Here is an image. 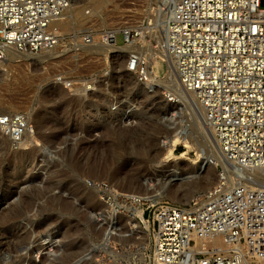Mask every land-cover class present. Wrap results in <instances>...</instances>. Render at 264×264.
<instances>
[{"label":"rangeland","instance_id":"obj_1","mask_svg":"<svg viewBox=\"0 0 264 264\" xmlns=\"http://www.w3.org/2000/svg\"><path fill=\"white\" fill-rule=\"evenodd\" d=\"M166 1L73 0L71 6L81 11L79 22L60 34L56 54L41 60L35 56L49 52L23 51L28 57L0 61V117L10 123L0 126V264H148L156 208L192 204L229 183L232 165L215 154L199 107L191 99L195 106L188 107L187 98L170 89L161 56H155L160 83L142 89L127 69L128 56L138 53L102 52L100 42L74 40L85 33L99 40L114 31L123 46V29H142L144 36L135 43L156 47L170 12ZM152 51L138 54L145 68L148 58L154 60ZM20 121V135L12 134ZM176 129L192 131L205 146L206 164L200 166L194 147L174 146V155L184 152L188 160L178 163L182 180L162 188L161 180L170 176L163 142ZM133 143L147 154L131 153L116 162L114 151L130 153ZM188 180L197 184L191 187ZM112 211L116 218H108Z\"/></svg>","mask_w":264,"mask_h":264},{"label":"built area","instance_id":"obj_2","mask_svg":"<svg viewBox=\"0 0 264 264\" xmlns=\"http://www.w3.org/2000/svg\"><path fill=\"white\" fill-rule=\"evenodd\" d=\"M166 2L170 12L160 46L182 88L202 106L226 161L258 169L247 178L254 186L239 180L192 204H160L148 264H264V7L260 0ZM72 3L0 0V61L9 47L38 52L63 42L52 25ZM117 33L105 32L98 41L119 46ZM121 33L123 45L145 34L128 28ZM77 39L83 45L95 41L89 33ZM137 55L128 56L127 69L142 82L145 62ZM8 124L1 116L0 126ZM23 125L15 122L12 130L20 135Z\"/></svg>","mask_w":264,"mask_h":264},{"label":"bare ground","instance_id":"obj_3","mask_svg":"<svg viewBox=\"0 0 264 264\" xmlns=\"http://www.w3.org/2000/svg\"><path fill=\"white\" fill-rule=\"evenodd\" d=\"M100 6H101V2H98V3H96L95 4V9L93 10V11H95L96 9H99L100 8ZM96 12V11H95ZM97 13V12H96ZM95 13V14H96ZM80 14H81V11H78V8H74V7H70L68 10H67V12H66V14L62 17V18H59L58 20H56L55 22H54V24L52 25L53 26V28L54 29H56V31L59 33V34H61V33H63V32H65V31H67L68 29H69V27L72 25V24H77L78 22H79V18H80ZM94 14V13H93ZM165 14V13H164ZM99 15V14H98ZM168 16H169V13L166 15V19L168 18ZM82 18L84 19L85 18V16H82ZM165 22V21H164ZM162 27V29H161V35H163V33H164V31L166 30V25H163V26H161ZM154 34V33H153ZM163 37V36H162ZM95 38V37H94ZM95 41L94 42H92V44L93 43H98V42H100V41H98V40H96V39H94ZM79 43V42H78ZM81 43V42H80ZM89 45H91V44H89ZM61 46V44H60V42L57 44V45H55V46H52L51 48H47V49H43V50H41V51H39V52H49L48 53V55H37V56H35V57H38L39 59H41V60H43V59H45V58H49V57H51L52 55H54V54H56L57 53V50H58V48ZM97 49L98 50H100V51H102V52H105V51H114V52H116V51H125V52H128L129 54L130 53H138V54H140L141 56H143V57H145V52H146V50L148 49H152L153 51H152V53H153V61L152 60H150L149 61V58H148V62H147V68H146V76H147V80L145 81V82H138V84L142 87V89H149V88H153V86H155V84H159L160 83V80L159 79H156V78H158V76H157V74L159 73V71H157V61H156V58H155V56L157 55L158 57H162V59L166 62V65H167V68H168V75H169V80H168V83H169V86H170V89H172L173 90V92H175L177 95H179L182 99L183 98H187V101H189V103H188V107H190L191 108V104H190V99H191V101H193L198 107H199V109L202 111V115H203V110H202V106L200 105V103L196 100V98H195V96L191 93V92H187V91H185L183 88H182V86H181V84H180V81L178 80V78H177V76H176V74H175V71H174V62H173V60H171L168 56H167V53H166V51L163 49V48H161V46H160V44L158 43L157 44V46L156 47H152V45H150V46H148V48H144V47H142V46H139V45H137V43H135V41L133 40L131 43H129V44H127V45H121V46H105V45H103V44H97ZM25 53H28V54H32L33 55V53L32 52H30V51H25ZM28 57L26 54H24V52L23 51H18V50H16V49H14L13 47H9V48H7L6 49V55H5V58L1 61V62H5V61H9V59L10 58H12V57ZM160 57V58H161ZM157 84V85H158ZM169 88V87H168ZM141 89V88H140ZM141 92H144V91H141ZM187 101H185V102H187ZM193 105V104H192ZM120 106V105H119ZM193 106H195V105H193ZM197 106H196V108H197ZM95 107V106H94ZM113 108V107H112ZM115 108L117 109V106H115ZM195 108V107H194ZM111 110V109H110ZM195 110V109H194ZM197 111H198V108H197ZM200 111V112H201ZM194 115H195V113H194V111L192 110L191 111ZM91 113V112H90ZM196 113H198V112H196ZM174 115V114H173ZM172 115V116H173ZM171 116V117H172ZM197 116H200L199 114L197 115ZM196 116V117H197ZM174 117V116H173ZM173 117H172V119H173ZM204 117V116H203ZM201 117H199L198 119H200ZM202 119V118H201ZM169 120L171 121V118L169 117ZM169 121V122H170ZM182 121V120H181ZM197 121V120H196ZM203 121V120H202ZM201 121V122H202ZM170 123H172V122H170ZM200 124H203V123H200ZM2 126V125H1ZM202 126V125H201ZM204 127V126H203ZM207 128V127H206ZM202 129V128H201ZM204 130H205V128H204ZM14 131V132H13ZM12 131V134H16L17 132H18V129H15V130H13ZM110 131L113 133V134H118V129H115V128H111V126H110ZM122 132V131H121ZM128 132V131H127ZM123 133V135H126V133L124 134V131L122 132ZM174 134L172 135V137L170 138V139H166V142H163L164 143V146H165V152L163 153V159H164V161L165 162H169V165L167 166V168H169L170 167V169L168 170V174L170 175V176H167V177H164V179L163 180H161V182L163 181V184H161V187L162 188H164V187H166L168 184H170V182L171 181H173L174 180V182H176L175 180H177V181H179V180H182V177H183V175H180L179 174V166H178V163H179V161H184V160H188V157L186 156L187 154L186 153H182V154H180L179 156H176V155H174V153H173V147L174 146H176V145H178V144H182L185 148H191V147H194L195 149H197V155L199 154V157L202 159V162L200 163V166L201 167H203L206 163H205V157H202L203 155V152L205 151V149H204V145L202 146V145H200L197 141H195L196 139L193 137V135H192V131H190V130H188V129H182V130H179V129H176L174 132H173ZM206 134H208L209 132H207V130H206V132H205ZM35 134L36 133H31V135H29V136H31L32 138H33V140L32 141H34V139H35ZM119 135H120V132H119ZM122 135V134H121ZM128 135V137H127V140H128V138H130L132 141H133V138H131V135H132V137H133V134H127ZM205 135V134H204ZM209 135H211L210 133H209ZM25 136V135H24ZM11 137H13V136H11ZM139 137H140V135H139ZM135 138V137H134ZM207 138V137H206ZM129 139V140H130ZM211 139H212V136H211ZM210 139V140H211ZM130 140V141H131ZM213 140V139H212ZM129 141V142H130ZM163 141H165V140H163ZM214 141V140H213ZM36 142V141H35ZM121 143H122V141H121ZM215 142H213V144H214ZM134 144V143H133ZM215 146H216V152L217 153H215L216 155L218 154V156H219V159H220V157L222 158V159H224L225 161H226V159L224 158V156L222 155V153L220 152V150L218 149V147H217V145L215 144ZM214 146V147H215ZM118 147V146H117ZM141 147V146H140ZM115 148V147H114ZM142 148V147H141ZM214 149V148H213ZM114 150V149H113ZM229 150V149H228ZM131 151L132 152H130V153H127V150L126 151H124L123 149L121 150V151H119V150H115L114 152V154H115V156L117 157V160H116V162L118 161V159H120V158H122V157H128L129 155H131V153H133V154H135V155H137V154H140V153H142L143 151L142 150H140V149H137L136 148V146H135V144L134 145H132V148H131ZM154 151V150H153ZM201 154H200V153ZM143 154H147V151H144L143 152ZM141 155V154H140ZM153 155V154H152ZM151 155V156H152ZM32 156V155H31ZM25 160V159H24ZM24 162V161H23ZM227 162V161H226ZM228 163V162H227ZM245 163H247V162H244V164ZM234 164V163H233ZM90 165V164H89ZM15 166H16V164H15ZM105 166V165H104ZM99 167V166H98ZM102 167V166H101ZM232 168H233V170L231 171V172H229L228 173V176H227V181L229 182L228 184H230V185H232L233 183H235V182H238L239 180H240V183H244L245 184V182H248L249 183V186L248 187H251V186H254L251 182H249V181H247V178H249L250 176H252V175H256V173L254 172L255 170H257L258 168H253V167H251V166H249V167H245V166H239V165H236V164H234V166H232ZM86 170H87V168H86ZM101 170H102V168H101ZM198 170V169H197ZM228 171H230V170H228ZM103 172V171H102ZM101 172V173H102ZM96 174V173H95ZM100 174V173H99ZM240 174H242V175H240ZM86 177V176H85ZM256 177V176H255ZM192 179V178H191ZM243 180V181H242ZM157 181V180H156ZM190 181V182H189ZM145 183L144 184H146V187H145V190H146V192H148V190H149V188H150V183H149V180H145L144 181ZM187 182H189L188 183V185L189 186H193V185H195V184H197V182L196 181H192V180H188ZM262 182V181H261ZM180 184V183H179ZM186 184V183H185ZM177 186V185H176ZM178 187V186H177ZM169 188V187H168ZM174 193V192H173ZM148 198H150L151 200H153L154 201V198H155V196H150V197H148ZM45 207V206H44ZM13 210H14V207H13ZM138 213V212H137ZM108 218H116L115 217V213H113V211L112 212H109V215H108ZM118 218V217H117ZM116 220V219H115ZM6 222H7V220H6ZM5 222V223H6ZM110 225H111V223H110ZM134 226V225H133ZM107 234V233H106ZM109 234V233H108ZM107 234V235H108ZM11 236V235H10ZM10 236H7L8 237V240H9V237ZM20 238V237H19ZM49 238V237H48ZM2 239V238H1ZM3 239H5V237L3 238ZM15 239V238H14ZM16 240V239H15ZM6 241V240H5ZM12 242V240H9V242ZM17 242H18V240H16ZM1 242V241H0ZM14 242V241H13ZM44 242H47V239L45 238V239H43V244H44ZM8 244V243H7ZM11 244V243H10ZM16 244V243H15ZM5 245H6V243H5ZM12 246V245H11ZM22 246V245H21ZM7 247V246H6ZM15 247V246H14ZM16 247H18V246H16ZM4 248H5V246H4ZM11 248V247H10ZM2 249H3V247H2ZM5 250V249H4ZM12 250V249H11ZM17 250H19L18 248H17ZM16 250V251H17ZM12 251H14V250H12ZM5 252V251H4ZM11 252V251H10ZM6 253V252H5ZM17 254V253H16ZM20 254V253H19ZM38 255V254H37ZM36 255V256H37ZM3 256V258L4 257H6V256H4V255H2ZM35 256V257H36ZM16 257V256H15ZM19 257V256H18ZM1 258V257H0ZM14 258V257H13ZM11 259V260H14V259ZM1 260V259H0ZM24 260V259H23ZM17 262V261H16ZM19 262V261H18ZM3 262H1V264H2ZM3 264H8V261H6L5 263H3ZM31 264V263H30Z\"/></svg>","mask_w":264,"mask_h":264}]
</instances>
